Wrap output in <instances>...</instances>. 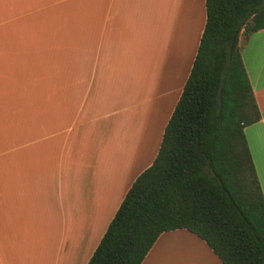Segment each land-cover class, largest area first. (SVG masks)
I'll return each mask as SVG.
<instances>
[{
  "label": "crops",
  "instance_id": "1",
  "mask_svg": "<svg viewBox=\"0 0 264 264\" xmlns=\"http://www.w3.org/2000/svg\"><path fill=\"white\" fill-rule=\"evenodd\" d=\"M205 22V0H0V264L88 263L156 157ZM239 46L264 195V29ZM141 264L222 263L180 229Z\"/></svg>",
  "mask_w": 264,
  "mask_h": 264
},
{
  "label": "trees",
  "instance_id": "2",
  "mask_svg": "<svg viewBox=\"0 0 264 264\" xmlns=\"http://www.w3.org/2000/svg\"><path fill=\"white\" fill-rule=\"evenodd\" d=\"M189 76L152 164L127 190L87 264H141L185 229L222 264H264V195L244 129L260 120L239 46L264 29V0H205Z\"/></svg>",
  "mask_w": 264,
  "mask_h": 264
},
{
  "label": "rangeland",
  "instance_id": "3",
  "mask_svg": "<svg viewBox=\"0 0 264 264\" xmlns=\"http://www.w3.org/2000/svg\"><path fill=\"white\" fill-rule=\"evenodd\" d=\"M147 88V83L146 84H142V89H143V91H144V88ZM140 101H144L145 100V98H140L139 99ZM144 118H145V116L144 115H142V121L144 120ZM144 130H145V128H144ZM145 136V132H144V134H143V137ZM125 139H127V137L125 138ZM124 139V140H125ZM143 139V138H142ZM141 138L139 139V140H137V138L135 137L134 138V142H135V148H137V144H138V142H140L141 141V146H144V145H146V144H144V142H143V140H142ZM146 146H148V145H146ZM144 150V149H143ZM144 154L145 153H143V155H142V153H141V157L139 156V153H137L136 155V158H139V164H140V167H142L141 165H142V162L143 161H145V159L146 160H148L149 158H143V156H144ZM136 168L138 169V166L136 165Z\"/></svg>",
  "mask_w": 264,
  "mask_h": 264
}]
</instances>
